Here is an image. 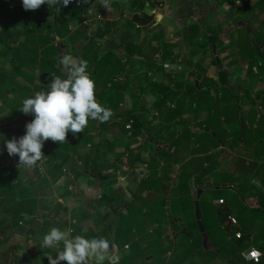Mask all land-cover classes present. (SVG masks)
I'll return each mask as SVG.
<instances>
[{"label":"trees","instance_id":"obj_1","mask_svg":"<svg viewBox=\"0 0 264 264\" xmlns=\"http://www.w3.org/2000/svg\"><path fill=\"white\" fill-rule=\"evenodd\" d=\"M13 1L14 5L12 6L6 2L0 3V58L8 59V62L12 65V69L11 71L8 70V73L4 68L0 69V82L6 83L8 79H23L28 81V89L30 90L32 84L38 81L40 84L35 85V91H47L53 77L67 78V73L60 64V59L62 55L68 54L76 57L77 60L82 58L88 62L87 71L91 74V78L95 82L97 80L104 81V86L98 96L105 98L113 91L114 94L111 96L115 98L116 108L119 111L118 106L123 101L122 98L118 99L122 95L120 91L128 89L125 88L127 81L121 80L119 74L126 70L129 63H133L131 66L133 68H130L129 71H134V67L138 66L135 71H139L140 67L144 72V79L139 85L141 86V94L150 92L155 100L148 106L141 99L140 93L135 94L134 99L136 102L133 106L125 110L121 109L123 111L120 110V117L124 121H119V125L126 133L131 132V143L136 142L139 135L144 136L147 143L161 141L158 132H162L160 131L162 129H158V127L142 132L145 124L143 118H152L149 121L152 125L164 112L162 108L166 107L169 100L176 102L174 107L170 106L168 108L170 109L169 114L171 118H177L189 111L194 114L205 111V104L209 99L214 102V105H220L227 96L234 94L230 87L229 73L222 69L221 62L214 53L212 41H208L211 46L205 52V55H208L206 57L208 58V68L205 66V59L198 60L188 74L189 81L186 82V87L176 81V83H173L176 78L167 71L165 65L166 63L169 66L172 64L178 65L179 59L184 54L176 50L177 45L170 40L167 26L156 19L154 11L158 5L153 0H128V6L131 8V18L106 20L97 25V31L94 35H88L87 28L84 31L79 28L83 22L82 14L88 13L90 10L89 0H86V2L85 0H72L66 7L61 4L51 9L47 4H44L38 10L28 11L24 10L22 0ZM184 1L187 2V0ZM163 4L164 0H161L160 5ZM258 5L259 3H257V7ZM16 7H19L18 11H16ZM200 31L201 26L199 24L191 25L190 23L184 27L183 32L179 31V35H183V41L186 43L188 50L185 54V56H188L185 60L183 59V63L190 68L195 57L191 54V37L197 38ZM142 35L143 37L140 39ZM100 39L111 40L109 47L105 50L99 44ZM82 41L81 47L76 48V43ZM251 44L253 45V53L259 51L264 57V37L259 34V37L251 40ZM63 47H65V50ZM157 54H159V57H157ZM135 55L142 56L143 59L135 58ZM180 62L182 63L181 60ZM212 66H215L214 74H210ZM253 66L254 63L251 61L248 73L251 74ZM8 75L9 78L6 79ZM155 76L159 77V81H154ZM171 84L172 86H170ZM149 86L150 89H147ZM212 90L213 93H211ZM220 93L221 97H219ZM20 107H22V101L16 104L15 114L17 115L10 120L20 128L23 126V129L25 122L29 118H34V116L25 115L19 110ZM149 107L150 109H148ZM111 108L112 106H109L107 109ZM146 110H149L153 117L149 113V115L145 114ZM239 111L240 109L236 107L235 115ZM2 121L0 119V124L3 123ZM201 126L205 131L208 130L206 124ZM215 134L218 137L217 144H221L222 139L217 132ZM184 135L194 140L197 132L191 133L188 130L185 131ZM179 139H181V136L170 137L166 142L171 147L177 144L180 141ZM199 149L201 148L198 147L196 151ZM159 150L160 147L156 145L148 161L152 172L149 177L141 181V206L136 205V201H131L124 207L113 205V209L103 218L110 219L108 230L105 232L90 230L83 236L88 239L104 237L119 248L128 243L129 254L118 264H219L218 260L220 259L224 260L222 264H243V262L244 264H264V187L258 189L252 183L253 178L249 173L250 171L245 170L246 172L237 175L235 172H213L214 181L205 183L202 182V179L207 174L212 173V168L209 165L205 166V161H201L199 173L195 175L194 180H192L193 175L190 176L181 171L179 182L174 185V179L169 175L172 171L169 167V159L165 160V166L161 167V173H159L158 167L162 160L161 157H163L156 156ZM44 151L48 154L50 162L58 160V157L62 162L65 161V157L55 155L56 152L53 146H46ZM73 152L75 153V151ZM133 152L134 150L129 152V157H133ZM124 155L123 152L121 157H124ZM67 156L68 159L71 157L69 153ZM133 160L135 163L138 159L134 158ZM64 164H60V167L62 168ZM12 167L13 165L6 168L0 164V172L5 169L10 170ZM95 174L101 180L108 178L97 172ZM114 182L115 180L107 183L108 190H111V185ZM192 185L195 188L204 190L200 198V207L202 222L210 239L211 247L208 249L203 246V237L197 219L193 223L199 230L196 233L186 223H180V230L177 231L179 225L176 222L180 220V217L174 215V213H169L168 217L165 216V198L172 192L190 194L181 203H186L187 200L190 201L195 213ZM229 188L233 190H229ZM119 190H115L116 193ZM222 190L233 192L234 198L224 196ZM151 191H153L151 198H145L142 195L144 192ZM158 194L163 197L162 204H156L155 202ZM109 196L110 194L105 193L98 206L104 204ZM254 198H256V204H247L246 201L254 200ZM219 199H223L224 203L218 204L216 201ZM126 207L127 209L124 212ZM145 207H147V210L143 211ZM236 208L238 210L237 215L235 214ZM156 212L158 217L154 220L159 222V218L162 217L165 221L163 224L160 222L158 228L149 232L147 221ZM194 213L193 215H195ZM229 215L237 220V226L234 227V230L241 231L242 236L240 238H229L232 227L231 225H225V220ZM168 220H170L172 227H170V232L167 234L169 225L165 226V223H168ZM182 233L187 235L188 240L181 236L180 241L177 243L176 239ZM72 235H80L78 227ZM142 243H145L146 246L140 248ZM251 246H256L262 252L259 261L246 262L242 257V252ZM48 250L51 256L55 258L62 247L49 248ZM169 251L172 253L167 256ZM41 264H47L46 259ZM61 264H66V262L62 261ZM104 264H108V261H105Z\"/></svg>","mask_w":264,"mask_h":264},{"label":"crops","instance_id":"obj_2","mask_svg":"<svg viewBox=\"0 0 264 264\" xmlns=\"http://www.w3.org/2000/svg\"><path fill=\"white\" fill-rule=\"evenodd\" d=\"M189 1H191L190 24H199L201 26L200 33L205 30L207 32H205V36L199 34L197 38L191 37V54L195 57L191 68L187 65V72L189 74L194 68L195 62L202 59H205V66L208 68V58H206L208 55H205V52L211 46L208 41H212L214 53L221 62L222 69L229 73L230 87L234 94L227 96L220 105H214V102L209 99L205 104V111L199 114L189 111L177 118H171L167 104L162 108L164 112L155 120V124L163 125L160 128L162 132H158L161 141L147 143L144 136L139 135L137 141L131 143V132L126 133L119 125V121H124L120 117V110L133 106L136 102L135 94L140 93L141 99L148 106L154 102L155 98L151 93V96L145 93L141 94L139 85L144 79V72L140 67L136 72L138 66L134 67V71H129L133 67L128 64L126 70L119 74L121 80L127 81L125 88H128L120 91L122 95L118 99L122 98L123 101L118 106L119 111L116 108L115 98L111 96L114 94L113 91L108 97L100 98L98 94L101 93L104 81L97 80L95 82L97 101L105 108L113 106L110 109L113 115L108 122L101 123L89 119V123L82 133L74 137L69 132L67 142L62 145L51 140L46 141L48 146L54 147L56 156L65 157L63 162L58 157V160L50 163L46 177H39L36 167L19 168V157L9 156L6 146L0 147L1 166L7 168L13 165L12 169L0 172V264H41L45 259L49 264L47 258L51 256L49 248H42L41 244L44 235L52 227H59L61 230L67 231L69 237L74 238L77 235H72L69 229L71 220L76 219L75 229L78 227L81 236L90 230L105 232L109 228L110 219L103 218L113 209V205L124 207L131 201H136V205L141 206L140 185L141 181L149 177L152 172L148 161L156 145L160 147V153H155L156 156L164 157V159L161 157L159 173H161V167L165 166V160L169 159V167L172 170L169 175L173 177L174 185L178 184L181 171L190 176L193 175L192 180H194L195 175L199 173L200 162L205 161V166H211L212 173L207 174L202 182L214 181L213 172L227 171L235 172L237 175L248 170L253 178L252 183L258 189H263L264 84H262L263 80L258 79L259 77L255 78L256 75L253 74L259 72L255 64L250 79L237 83L236 78L238 77L239 80L242 77L238 73H243L245 68L249 70L248 63L251 61L247 62L242 58V55L251 56L254 54L251 40L254 36L259 37V34L264 37V0ZM257 3H259L258 7ZM175 5L176 3L171 5V8H174ZM175 32L172 33L169 30L171 41L183 39V35H179V29ZM252 35H254L253 38ZM186 51H188L187 48ZM235 56H239V60L235 59ZM258 66H263V62L259 61ZM167 67H170L169 64ZM214 67L210 68V74H214ZM153 79L159 81V77L155 76ZM15 83L20 87L22 91L20 93L28 94L22 95L20 102L34 95L35 85L40 84L38 81L33 83L29 90L28 81L15 79ZM179 83H182L184 87L187 86L184 82L179 81ZM15 107L16 104L6 109V116L0 117L3 120V123L0 124V138H4L5 134L17 139L23 136V126L20 128L10 120L17 115ZM236 107L240 109L237 115H235ZM143 121L145 124L142 132L148 130L151 118H143ZM202 124L208 126L207 131L201 126ZM188 130L191 133L197 132L196 139L198 141L184 135ZM215 132L222 139L223 142L219 140L221 144H217L218 137ZM177 136H181L180 141L170 147L166 142L167 139ZM198 147L201 149L196 151ZM131 150H134L133 157H129ZM123 152L125 155L121 157ZM68 153L71 156L69 159ZM134 158L138 159L135 163ZM173 160L175 162L172 163ZM63 163L65 164L61 168L60 164ZM177 166L180 168L177 169ZM95 172L108 178L101 180ZM114 180L111 190H108L107 183ZM115 190H119V192L116 193ZM229 190L233 189L229 188ZM113 191L115 192L113 193ZM105 193L110 194L108 200L106 199L104 204L98 206ZM152 193L153 191L144 192L142 195L145 198H151ZM180 196L188 198L190 194L179 192L177 199ZM162 199V195L158 194L156 204H162ZM254 200L256 201V198ZM184 206L180 205L178 211L175 210L174 213L180 219L185 215V212L189 211ZM135 208L138 210L137 207ZM126 209L127 207L124 212ZM145 209L147 210V207L143 211ZM165 213V216L168 217L170 213L168 205H166ZM156 217H158L157 212L151 215V219L147 221L149 232L154 231L159 227L160 222L163 224L165 221L161 217L157 222L154 220ZM168 225L167 234L172 227L170 220L165 223V226ZM114 245L113 256L115 264H118L129 254L130 248L128 243L121 248ZM145 246L146 244L142 243L140 248ZM59 247L63 249V244L58 245L56 249ZM169 254L170 251L167 256Z\"/></svg>","mask_w":264,"mask_h":264},{"label":"clouds","instance_id":"obj_3","mask_svg":"<svg viewBox=\"0 0 264 264\" xmlns=\"http://www.w3.org/2000/svg\"><path fill=\"white\" fill-rule=\"evenodd\" d=\"M72 0H22L24 10H38L47 4L49 8L68 6ZM86 2V0H85ZM103 6L110 10L108 0H102ZM60 64L67 78L55 76L51 79L47 91H38L33 97L26 98L19 108L25 115L34 119L26 124V132L19 139L5 140L9 156H18V167L34 168L44 157L42 151L48 140L63 144L68 133L75 137L82 133L89 119L101 123L108 122L113 115L110 109L103 107L96 99V84L87 71L88 62L77 60L72 55H62ZM63 244L55 258L48 256L49 264H115L113 251L115 245L107 238H85L77 235L69 237L67 231L52 227L43 237L42 248H56Z\"/></svg>","mask_w":264,"mask_h":264},{"label":"rangeland","instance_id":"obj_4","mask_svg":"<svg viewBox=\"0 0 264 264\" xmlns=\"http://www.w3.org/2000/svg\"><path fill=\"white\" fill-rule=\"evenodd\" d=\"M153 1L158 5L154 11V13L156 15V19L158 20V22L162 21L163 25L165 24L167 26L168 30L172 31V33H174L177 29H179L180 32H183L184 27L191 22V20H190L191 9H189V8H191V1L188 0L190 3L189 4L188 1L186 2L184 0H173V1L164 0L163 5H160L161 0H153ZM5 2L10 6L14 5L13 0H0V3H5ZM89 2L91 5L90 10L88 11V13L82 14L83 22L81 23V26L79 27L82 31H84L85 28H87L88 35H92V34L94 35L97 31L96 30L97 25L100 23H103L106 20L112 21V20H117V19L122 20L126 17L131 18V8L128 6V0H108V2L110 4V10L103 6L102 0H89ZM174 3H176V5H178V6L175 5L174 8H171L172 7L171 5H173ZM15 9H16V11H18L19 7H16ZM33 15L36 16L35 14H33ZM84 20H87L88 23L86 24L84 22ZM174 26H175V28H174ZM205 32H207V30H205ZM205 32L203 31L200 34L202 36H205L206 35ZM175 34H176V32H175ZM253 36L254 35H252V38H253ZM142 37H143V35L140 37V39ZM255 38L256 37L254 36L253 39H255ZM110 41L111 40L106 41L105 39L104 40L100 39L99 44L101 45V48H103L105 50L106 48L109 47ZM172 42L176 43V45H177V47H175L176 50L178 52L184 54V55L179 59L178 65L172 64V65H170V67H167V63H166L165 66L167 67V71H169V73H171V75L176 78L173 81V83H175V81L177 83H179V81L186 83L189 81V76H188V72L186 69L187 66L184 65V63H183V59L185 60L186 57L188 56V55L185 56V54L187 53L186 43H184L182 38L177 39V40L172 41ZM82 43H83V41L76 43V46H77L76 48L79 49L81 47ZM63 49L65 50V47H63ZM78 49H77V51H79ZM124 54H125V52H124ZM157 57H159V56H157ZM135 58L143 59L142 56H136V55H135ZM234 58L239 60V56H235ZM242 58H244L247 62L252 61L255 64V66L257 67L259 72L258 73L256 72L253 74L256 75L255 78L259 77L258 79L263 80L262 84H264V57L261 54V52L255 51V53L251 56L250 55H242ZM180 60L182 61V63L180 62ZM259 61H261V63L263 62V66H258ZM132 65H133V63H129V66H132ZM1 68H4L6 70V72L8 73V70L11 71L12 65L8 62V59L0 58V69ZM257 69L255 71H257ZM238 74L240 76L242 75V77H240L239 80H238V77L236 78L238 80V81L236 80L237 83H239L240 81L244 82V81L251 78L250 73H248V68H245L243 73H238ZM8 78H9V75L6 79H8ZM172 84L170 86H172ZM147 89H150V86H149V88L147 87ZM20 92H22V91L20 90V87L16 85L15 80L8 79L6 83L0 82V100H1L0 101L1 102L0 103L1 104V106H0V117L1 116L4 117V115L6 116V113H7V111H5L6 109L11 108L14 104H17L18 102H20L19 100L21 97L28 95L27 93H20ZM146 94L151 96L150 92H147ZM219 97H221V93H220ZM167 104H168L167 106L169 108L172 104L175 105L176 102L169 100V102ZM110 106H112V105H110ZM148 109H150V107ZM148 113H149V110H146L145 114H148ZM151 117H153V116L151 115ZM32 119L29 118L27 120L26 124L29 121H31ZM155 127H158V129H159V128L163 127V125L162 124H155V121H154L152 123V125L149 126L148 129L149 130L154 129ZM11 138H12V136H9V134H5L4 138H0V147L6 146L5 140H10ZM221 192L224 196L234 198L233 192H230L228 190H222ZM183 199L184 198H182L181 196L179 199H177V193H174V192H172L169 196H167L165 198L166 205H168V209H169L170 213H175V210L178 211L179 206L181 204L185 205L187 210H189V211L185 212V215H183L182 219H180L179 221L176 222L179 225L177 228V231L180 230V227H181L180 223H186L192 230H194V232L197 233V232H199V230L193 224L194 220H196V212L194 213L192 206L189 205V204H191L190 201L187 200L186 203H181V201ZM237 201H239V200H237ZM246 202H247V204H256L257 201L255 202V200H248ZM235 210H236L235 214L237 215L238 214L237 208ZM193 213L195 215H193ZM75 225L76 224H74V227H75ZM181 236L187 238V235L182 233L176 239L177 243L180 241ZM189 238H190V236H189ZM187 240H188V238H187ZM175 245H176V243H175ZM171 253L172 252L170 251V254L168 256H170ZM222 261H224V260L220 259V260H218V263L222 264ZM188 264H191V263H188Z\"/></svg>","mask_w":264,"mask_h":264},{"label":"built area","instance_id":"obj_5","mask_svg":"<svg viewBox=\"0 0 264 264\" xmlns=\"http://www.w3.org/2000/svg\"><path fill=\"white\" fill-rule=\"evenodd\" d=\"M84 22L86 24L88 23L87 20H84ZM254 70H256V68H254ZM171 106L174 107L175 105L172 104ZM31 121H29V122H31ZM24 132H26V124H25V127L23 129V133ZM46 146H48V143L47 142L44 143V147L42 149V151L44 153L43 160L41 162H38L37 163V166H36L38 175H39V177H42V178L47 176V168H48V166L51 163L48 154H46L45 151H44V149H45ZM179 168L180 167L177 166V169H179ZM217 203L218 204H223L224 203V200L223 199H219L217 201ZM76 223H77V220L76 219H72L71 220V227L69 229V231L71 232V234L75 232L74 224H76ZM225 225H231L232 230H233V231L231 230V233L229 235V238H240L242 236L241 231L234 230V227L237 226V220L232 215H229L228 218L225 220ZM242 256H243V258L245 260H247L249 262L259 261L261 259V257H262V252L256 246H251V247L245 249L242 252Z\"/></svg>","mask_w":264,"mask_h":264},{"label":"water","instance_id":"obj_6","mask_svg":"<svg viewBox=\"0 0 264 264\" xmlns=\"http://www.w3.org/2000/svg\"><path fill=\"white\" fill-rule=\"evenodd\" d=\"M192 190H193V197L195 200V212H196V219L203 237L202 243L203 246L208 249L209 247H211L210 245V239L208 234L206 233L205 227L203 225L202 222V213H201V207H200V196L203 192V189H198L195 188V186L192 185Z\"/></svg>","mask_w":264,"mask_h":264}]
</instances>
